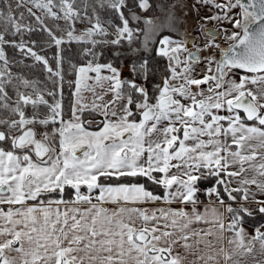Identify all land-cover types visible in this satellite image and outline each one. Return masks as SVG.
<instances>
[{
  "label": "snow or ice",
  "instance_id": "obj_1",
  "mask_svg": "<svg viewBox=\"0 0 264 264\" xmlns=\"http://www.w3.org/2000/svg\"><path fill=\"white\" fill-rule=\"evenodd\" d=\"M0 264H264V0H0Z\"/></svg>",
  "mask_w": 264,
  "mask_h": 264
}]
</instances>
